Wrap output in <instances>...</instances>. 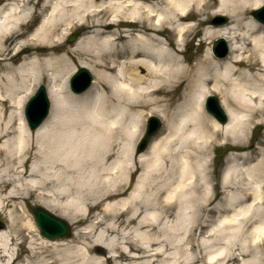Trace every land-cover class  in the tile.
<instances>
[{
	"label": "bare ground",
	"instance_id": "obj_1",
	"mask_svg": "<svg viewBox=\"0 0 264 264\" xmlns=\"http://www.w3.org/2000/svg\"><path fill=\"white\" fill-rule=\"evenodd\" d=\"M263 3L0 0V264H264V156L240 162L251 161L248 125L264 117V23L252 13ZM191 35L224 39L227 55L206 46L188 61ZM72 59L94 75L78 94L67 90ZM40 82L52 112L30 131L22 109ZM210 95L226 123L204 110ZM149 114L163 123L138 153ZM220 136L241 154L212 183ZM29 200L71 235H41Z\"/></svg>",
	"mask_w": 264,
	"mask_h": 264
},
{
	"label": "rangeland",
	"instance_id": "obj_2",
	"mask_svg": "<svg viewBox=\"0 0 264 264\" xmlns=\"http://www.w3.org/2000/svg\"><path fill=\"white\" fill-rule=\"evenodd\" d=\"M225 16V19L222 20L220 19V17L216 16V14H213L211 16V19L215 18V21H212L213 24H222V23H225V22H228L229 18L227 15H224ZM117 29L119 30H122L123 27L121 25H119L117 27ZM124 30V29H123ZM81 34L79 32H76L75 33V39L73 41H70L69 40V34L66 35L64 38V41L66 42V44L68 46H72L75 41L77 40V38L80 36ZM220 37H215L210 44H207V45H204V44H200V37L198 35H191L190 37H188V43H186V45H183V49H184V56L185 58L192 62L199 54H202V52L205 51V48L206 46L209 47L210 49L212 48V44L214 41H216L217 39H219ZM227 45L229 43L225 42ZM212 51V49H211ZM29 53L25 52L23 53V55H28ZM73 60V59H72ZM74 66L77 65V67H75L74 70H76L79 66V63H78V60L74 59L72 62H71ZM84 67V66H82ZM88 68V67H86ZM89 69V68H88ZM90 70V69H89ZM74 72V71H73ZM72 72V73H73ZM91 72V70H90ZM71 73V74H72ZM92 73V72H91ZM92 76L94 78V75L92 73ZM70 77V76H69ZM69 80V78H68ZM40 84H46V82H40L39 84H37L35 86V88L33 89L32 93L35 91V89L37 88L38 85ZM67 90L70 92V89H69V85H68V82H67ZM31 93V94H32ZM218 101H219V98H218V95H214ZM29 97V96H28ZM27 97V98H28ZM27 98L25 99L24 101V104L27 100ZM221 108L225 111V107H223L221 104H220ZM204 107V106H203ZM23 109H24V105H23ZM23 109H22V114H23ZM205 110V109H204ZM206 111V110H205ZM52 112V110H51ZM207 114H209L207 112ZM155 116L159 121H160V127L162 125V120L161 118L159 117L158 114H149L145 117V120H144V127L142 129V132L140 133V135L138 136V138L136 139V142L135 144L138 142V140L142 137L144 131H145V128H146V122H147V118L149 116ZM211 117H213L211 114H209ZM214 118V117H213ZM215 119V118H214ZM216 120V119H215ZM217 121V120H216ZM218 122V121H217ZM220 123V122H219ZM223 124V123H221ZM250 127V130L249 132L247 133V136L245 138V143L248 145L247 148H244L243 151H245L244 153H246L247 155H249V157L251 158V161H249L248 163H245L242 161L241 162V165L242 166H245V165H251L253 163H255L257 161V159H260L262 156H264V154L262 155L261 154V151L264 150V146L261 145V143H264V117L262 119L260 118H254V121L251 122L249 125ZM26 127H27V124H26ZM160 127L159 129L156 131V133H154V135L150 138L149 140V143L150 141L158 134L159 130H160ZM31 131V130H30ZM242 139V137H241ZM229 141H227V139L225 140V137H217L215 140H213V144L211 146V151H210V154H209V159H208V162L210 164L209 168H208V171H209V174L212 178V183H215V182H218L219 179H221V177L223 176L224 172L228 173V171H230L231 169V166H232V162L231 160H229V157H231L233 154L235 155H239L241 154V151H239V147H234L231 143V146L227 145V143ZM241 141H239V143H241ZM148 143V145H149ZM147 148V147H146ZM263 148V149H262ZM134 150H135V146H134ZM261 150V151H260ZM136 152V150H135ZM264 152V151H263ZM141 153V152H140ZM243 162V163H242ZM241 168V167H239ZM132 179L134 180V176L132 177ZM128 180H130V178H128ZM133 180H132V183H133ZM229 193L226 192L225 194H220L218 195V198H217V202L219 203H223V200L225 198V196ZM22 206L24 207V209L28 212V214H31L30 212V207H33V206H36L39 204L35 203V202H32V200H29L28 201V205L27 207L25 206V203L24 202H21ZM41 207V206H40ZM52 214L56 215L55 213L51 212ZM228 214H231V212L229 213H225V214H222L221 216H217V217H213V222L211 221V224L212 225H215V222H217L218 218L222 219L225 215H228ZM58 216V215H56ZM59 217V216H58ZM61 218V217H60ZM32 219H33V216H32ZM63 219V218H62ZM216 219V220H215ZM70 227V231H72V226L65 220L63 219ZM34 221V220H33ZM4 222L0 219V228H2L4 226ZM35 224V223H34ZM36 226V225H35ZM37 228V227H36ZM38 230V228H37ZM39 232V230H38ZM71 235V232L69 233ZM69 235V236H70ZM68 236V237H69ZM64 238H67V237H64ZM57 239V238H56ZM243 259H247V257L243 258V257H238V261L236 262H232V261H225L226 264H241L242 260ZM207 263H210V262H207ZM207 263H204V264H207Z\"/></svg>",
	"mask_w": 264,
	"mask_h": 264
},
{
	"label": "water",
	"instance_id": "obj_3",
	"mask_svg": "<svg viewBox=\"0 0 264 264\" xmlns=\"http://www.w3.org/2000/svg\"><path fill=\"white\" fill-rule=\"evenodd\" d=\"M224 20V18H222ZM73 37L71 38V40ZM220 46H225L224 41L219 39L214 42L213 50L216 55L222 56L224 51H221ZM226 49V48H223ZM91 81V75L86 68H80L76 71L70 79V88L73 92L79 93L85 90ZM49 102L46 97L45 88L40 85L36 94L28 101L25 108V116L30 129H35L47 115ZM206 110L215 116L218 121L224 123L226 121V115L222 108L219 106L217 100L213 96H209L206 99ZM154 124H153V123ZM153 124V125H152ZM158 126V122L152 119L149 123L148 130L145 137L139 144L137 151L144 149L147 139L154 132ZM34 216V221L39 228L40 232L48 238L64 237L69 234V227L64 220L58 218L48 212L47 210L35 206L30 209Z\"/></svg>",
	"mask_w": 264,
	"mask_h": 264
}]
</instances>
